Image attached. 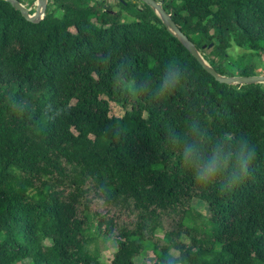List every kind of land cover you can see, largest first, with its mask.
Segmentation results:
<instances>
[{
  "label": "trees",
  "instance_id": "16d2710c",
  "mask_svg": "<svg viewBox=\"0 0 264 264\" xmlns=\"http://www.w3.org/2000/svg\"><path fill=\"white\" fill-rule=\"evenodd\" d=\"M164 2L219 74L257 76L230 70L229 50L264 54V0ZM135 4L132 15L130 0H49L34 24L0 0V264H102L92 216L117 243L109 264L147 253L167 264L173 250L180 264H264V86L219 83ZM170 65L182 81L161 96ZM197 124L253 147L234 189L201 187L183 169L170 134Z\"/></svg>",
  "mask_w": 264,
  "mask_h": 264
},
{
  "label": "clouds",
  "instance_id": "9594fccd",
  "mask_svg": "<svg viewBox=\"0 0 264 264\" xmlns=\"http://www.w3.org/2000/svg\"><path fill=\"white\" fill-rule=\"evenodd\" d=\"M181 81L180 71L170 65L157 86L159 95L171 94ZM170 144L178 150L183 169L198 185L218 186L221 191L232 190L244 180L255 154L247 139L228 132L209 136L198 124L184 131H173ZM167 264H180L178 251L173 250Z\"/></svg>",
  "mask_w": 264,
  "mask_h": 264
},
{
  "label": "water",
  "instance_id": "95a60500",
  "mask_svg": "<svg viewBox=\"0 0 264 264\" xmlns=\"http://www.w3.org/2000/svg\"><path fill=\"white\" fill-rule=\"evenodd\" d=\"M11 4V6L19 11L22 16L31 23L39 24L47 15L49 0H36L34 3L35 11L32 12V7L21 3L19 0H3ZM149 6L156 15L160 18L168 32L177 38L179 42L190 52V54L200 63L204 70H206L216 81L228 86H244L264 84V75L257 76H234L229 77L219 74L215 68L204 58L203 54L198 50L196 45L185 35L180 27L173 20L172 14L168 13L164 8V3L157 0H139ZM212 47V46H211Z\"/></svg>",
  "mask_w": 264,
  "mask_h": 264
},
{
  "label": "rangeland",
  "instance_id": "374dc122",
  "mask_svg": "<svg viewBox=\"0 0 264 264\" xmlns=\"http://www.w3.org/2000/svg\"><path fill=\"white\" fill-rule=\"evenodd\" d=\"M116 1L117 0H108V2H116ZM157 1H161V0H157ZM133 5L134 6H130L128 10L126 11L127 13L132 14V15L135 12V8H136V4L134 2H133ZM140 7H142V3L140 4ZM32 11L33 12L35 11L34 6L32 7ZM210 51H211L210 49H207L204 55L212 58ZM245 53L249 54V52L241 48H238L237 46L234 45L233 48L229 50V54L233 58L229 69L237 73L239 72V70H243L244 67L249 66L254 74L264 75V54L261 55L260 58H254L252 56L247 55L246 59L243 60L241 57ZM262 85L264 86V84ZM111 115L116 116V117H122L124 115V111L121 107L113 104ZM193 205L196 210H200L203 214L207 213V206L205 203L196 200L194 201ZM91 220L93 224H92L91 231L88 233V236L91 240L89 248L91 252L98 254L102 264H109L111 260L113 259L115 252L117 251V248H118L117 243L115 240H112L110 238L99 237L96 233L97 232V221L93 216ZM153 260H154V255L152 253H147L146 255H143L142 257L138 258L137 263L138 264H148V263L153 262ZM24 264H27V262Z\"/></svg>",
  "mask_w": 264,
  "mask_h": 264
},
{
  "label": "flooded vegetation",
  "instance_id": "af4514ba",
  "mask_svg": "<svg viewBox=\"0 0 264 264\" xmlns=\"http://www.w3.org/2000/svg\"><path fill=\"white\" fill-rule=\"evenodd\" d=\"M100 2H105V8H107V9H109L110 8V6H114V5H118V3L119 2H125V0H117L116 2H108V0H99ZM131 2H134V3H138V2H140V3H142L141 1H139V0H130ZM159 2H163V3H165L164 2V0H161V1H159Z\"/></svg>",
  "mask_w": 264,
  "mask_h": 264
}]
</instances>
